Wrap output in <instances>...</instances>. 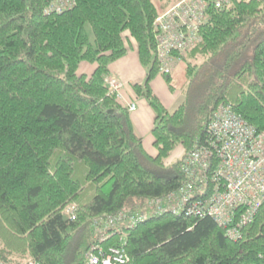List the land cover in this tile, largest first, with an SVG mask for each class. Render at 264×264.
Instances as JSON below:
<instances>
[{
    "label": "trees",
    "instance_id": "16d2710c",
    "mask_svg": "<svg viewBox=\"0 0 264 264\" xmlns=\"http://www.w3.org/2000/svg\"><path fill=\"white\" fill-rule=\"evenodd\" d=\"M50 1L0 0V259L21 264L4 250L26 251L42 264H87L98 246L124 249L126 264H264V200L237 240L188 212L224 189V180L215 189L216 157L184 198L186 159L210 147L220 105L264 131V0L212 10L201 41L180 56L184 98L172 112L150 82L159 73L153 24L176 0H74L61 13L48 12ZM126 32L148 69L133 88L156 113V157L106 83L130 49ZM81 61L97 64L90 76L78 74ZM181 143L184 155L167 162Z\"/></svg>",
    "mask_w": 264,
    "mask_h": 264
},
{
    "label": "built area",
    "instance_id": "2783aa9c",
    "mask_svg": "<svg viewBox=\"0 0 264 264\" xmlns=\"http://www.w3.org/2000/svg\"><path fill=\"white\" fill-rule=\"evenodd\" d=\"M234 0H177L161 13L154 22L157 57L163 73H170L181 54L201 41V28L207 24L211 11L229 6ZM74 0H51L48 12L58 13L72 7ZM109 91L121 97L123 84L115 77L106 79ZM132 111L134 102L128 103ZM213 135L210 147L196 146L186 159L189 183L185 187V200L208 177L214 157L218 159L213 180L218 190L208 198L198 199L188 212L196 216L208 215L226 229L230 239L237 240L239 228L249 224L264 200V131H258L231 107L220 105L209 125ZM174 199V195L169 196ZM175 209L176 207H172ZM246 208L241 214L240 209ZM88 264H125L129 258L117 249H98L87 256ZM0 264H11L0 259ZM21 264H42L30 258Z\"/></svg>",
    "mask_w": 264,
    "mask_h": 264
},
{
    "label": "crops",
    "instance_id": "0c3cea01",
    "mask_svg": "<svg viewBox=\"0 0 264 264\" xmlns=\"http://www.w3.org/2000/svg\"><path fill=\"white\" fill-rule=\"evenodd\" d=\"M124 36L126 41H129L130 49L125 56L110 64V74L114 75L124 83V87L122 89L124 98L137 104L136 110L131 111L134 126L137 133L143 138V145L146 151L151 156L156 157L158 152L154 146L155 138L152 135V128L155 123L156 113L146 97L138 95L133 88L134 84L145 82L148 69L140 61L139 51L133 37L129 32H126ZM96 67V63L81 61L78 66V74L90 76ZM179 68L180 63L177 64L174 72L172 73L173 81L175 78V71ZM175 85L177 86V89L172 91L164 76L161 74H157L150 82L152 91L164 107L170 112L174 111L183 102L184 98L178 85ZM182 153L183 152L175 153L174 151L170 156V159L172 161L176 160L182 156Z\"/></svg>",
    "mask_w": 264,
    "mask_h": 264
},
{
    "label": "rangeland",
    "instance_id": "374dc122",
    "mask_svg": "<svg viewBox=\"0 0 264 264\" xmlns=\"http://www.w3.org/2000/svg\"><path fill=\"white\" fill-rule=\"evenodd\" d=\"M155 1H156V3L159 6L162 5L163 0H155ZM87 29H88V32L90 34L91 39L93 40L94 36H93V32H92V29H91L90 25H88ZM173 83L177 84L179 89L181 88L182 85H185V83H186V73H185V65H184V63L180 65V68L177 69V71H175V78H174ZM174 151H175V153H177V152H185L186 149H185L184 145L181 143V144L178 145V147ZM167 162H169V163L172 162L170 157L168 158ZM71 205H73V204H71ZM74 206L76 207V205H74ZM0 248H3V246L0 245ZM4 251H5V254L8 255L9 257H12L15 260L21 261V262H25L28 259L33 258L26 251H23V252L19 251V253H14V252L8 251V250H4Z\"/></svg>",
    "mask_w": 264,
    "mask_h": 264
},
{
    "label": "bare ground",
    "instance_id": "6f19581e",
    "mask_svg": "<svg viewBox=\"0 0 264 264\" xmlns=\"http://www.w3.org/2000/svg\"><path fill=\"white\" fill-rule=\"evenodd\" d=\"M201 35H202V33H201ZM260 206H261V205H260ZM76 210H77V208H76L74 205H68V206L66 207V209H65V212L70 216V219H71V220H75L76 217H77ZM245 211H246V208H243V210L241 211V214L245 213ZM95 223H97V221H96ZM245 226H246V225H245ZM245 226H241V227L239 228V236H240V237H241V230H242ZM226 236H227V235H226ZM227 237H228V236H227ZM240 237H239V238H240ZM239 238H238V239H239ZM98 249H100L98 246H94V247H92V248L88 251L87 256L90 255V254L93 253V252H97ZM110 249H117V250H119L120 252H122L124 255H128V254L125 252V250L122 249V248H119V247H110ZM110 249H109V250H110ZM126 263H127V262H126ZM126 263H125V264H126Z\"/></svg>",
    "mask_w": 264,
    "mask_h": 264
}]
</instances>
